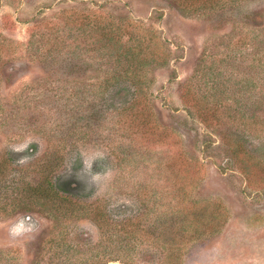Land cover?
<instances>
[{"label": "rangeland", "instance_id": "1", "mask_svg": "<svg viewBox=\"0 0 264 264\" xmlns=\"http://www.w3.org/2000/svg\"><path fill=\"white\" fill-rule=\"evenodd\" d=\"M87 10L136 21L164 40L170 59L166 66L151 70L149 97L158 123L173 129L188 161L201 165L198 181L191 187L189 177L184 176L174 194L173 177L168 171L156 170V164H164L167 159L164 147L151 151L152 155L140 151L133 162L117 168L104 145L109 135L104 123L106 114L119 108L122 99L114 94L117 88H108L101 96L89 87L101 82L105 67L93 73L76 68L69 72L62 65V57L51 64H40L36 58L39 48L26 45L30 35L31 41L37 40L41 32L38 23L48 21L50 27L59 24L61 11L70 15ZM252 13V25L239 20ZM219 17L185 16L165 0H0V39L9 40L14 48L9 57H2L0 65V171L5 174L0 181V209H9V199L20 186H31L37 180L45 164L46 145L55 143L61 148L62 159L52 176L70 180L71 194L82 202L99 203L117 220L139 216L149 207L155 212L153 218L141 223L148 229V222L157 226L170 218L169 207L164 208L180 200L188 212L187 203L192 199L216 202L222 207L225 222L216 232L185 240L160 238L155 231L152 238L141 233L144 236L135 239L132 252L121 263L108 264H264V187L247 186L218 138L188 116L179 100V87L191 74L204 47L225 53L229 38L236 39L252 28L255 42L262 40L264 0H244L236 10ZM230 54L236 62L244 56L234 51ZM86 90L95 97L87 96ZM235 91V96H247L239 89ZM100 97L109 98L104 111L98 112L103 118H87L86 112L99 110L96 101ZM78 102L80 108L77 106L74 113ZM258 139L249 140L245 147L253 161L264 164V136ZM16 184L19 187L12 190ZM14 208L12 214L0 213V264H45L49 252L43 257L38 253L42 239L48 235L58 236L61 232L69 239L76 257L86 254L94 244L97 247L105 237L84 215L63 221L59 229L47 210L26 203ZM14 230L18 234L14 235ZM153 237L156 240L151 247L148 242ZM175 241L179 243L170 259L164 258L161 242L173 246Z\"/></svg>", "mask_w": 264, "mask_h": 264}, {"label": "trees", "instance_id": "2", "mask_svg": "<svg viewBox=\"0 0 264 264\" xmlns=\"http://www.w3.org/2000/svg\"><path fill=\"white\" fill-rule=\"evenodd\" d=\"M165 1L185 16L207 14L220 18V14L236 10L244 0ZM60 14L59 24L53 23L48 27V21L38 23L41 27L38 41H31L33 35H30L26 45L39 48L36 58L40 64H51L62 57V65L69 72L76 68L77 71L93 73L101 66L105 67L101 82L97 81L89 87L101 96L108 92V88H117L114 94L122 99L119 108L106 114L107 121L104 123L106 134H109L104 145L117 168L126 165L124 162H133L140 151L146 156L164 147L168 150L167 159L164 164H156V170L170 173L174 194L183 184L184 176L189 177V187L197 183L201 165L196 161H188L173 129L158 123L149 97L153 82L151 70L166 66L170 59L164 40L151 28L125 17H113L93 10L70 12V15L61 11ZM252 14L243 15L239 20L252 25L255 21V14ZM252 31L236 39L229 38L225 53L211 52L204 47L191 74L179 87V100L188 116L218 138L227 158L237 165L247 186L258 188L255 186L258 184L263 188L264 164L253 161L245 147L249 140H259L264 136V32L262 40L255 42L256 32ZM13 50L9 40L7 43L0 39V65L2 57L7 54L9 57ZM232 51L238 56L244 54L238 59L246 66L242 67L236 58L230 56ZM236 89L247 96H235ZM86 94L91 99L95 97L91 90H86ZM106 99L109 98L100 97L96 101L99 110L92 108L89 110L92 113L86 112L89 114L87 118L91 119L92 115L96 116L94 120L103 118L99 117L98 112L104 111ZM77 104L72 110L74 113L77 112V106L80 108V102ZM46 146L47 152L43 157L45 164L39 170L37 180L31 186L24 184L25 187H19L16 184L12 190L19 188L9 199L10 210L1 206L0 213L9 215L18 205L33 204L40 210L50 212V217L56 221L59 229L63 228V221L77 220L78 214L84 215L105 237L97 247L94 244L84 252L86 254L79 253L81 255L76 257L69 239L61 232L58 236L48 235L42 239L38 253V256L43 257L49 252L45 264L121 263L129 255L128 252H132L137 241L135 239L144 234L152 238L155 231L160 238L185 240L201 237L209 231L216 232L225 222L219 203L200 199H192L187 203L191 212L185 211L182 200L175 206H166L164 210L169 207L171 217L158 222L157 226L152 225L153 222L149 224L155 213L149 207L139 216L117 220L110 217L99 203L82 202L71 194L70 180L52 176L62 159V152L55 143ZM4 176L0 171V181H3ZM73 192L77 193L75 190ZM146 218L149 221L148 229H144L145 224H141L145 223ZM154 240L156 238L149 240L148 245L151 246ZM179 242L175 241L173 246L169 242H161L164 258L170 259V253Z\"/></svg>", "mask_w": 264, "mask_h": 264}, {"label": "clouds", "instance_id": "3", "mask_svg": "<svg viewBox=\"0 0 264 264\" xmlns=\"http://www.w3.org/2000/svg\"><path fill=\"white\" fill-rule=\"evenodd\" d=\"M13 234L16 235V234H18V233H16L15 230H14Z\"/></svg>", "mask_w": 264, "mask_h": 264}]
</instances>
